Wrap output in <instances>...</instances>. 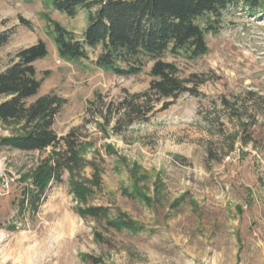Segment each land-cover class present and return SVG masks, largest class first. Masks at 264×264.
I'll return each mask as SVG.
<instances>
[{"label":"rangeland","instance_id":"1","mask_svg":"<svg viewBox=\"0 0 264 264\" xmlns=\"http://www.w3.org/2000/svg\"><path fill=\"white\" fill-rule=\"evenodd\" d=\"M246 11H222L202 58L166 55L194 95L157 103L128 126L135 115L124 106L147 90L150 63L119 77L95 67L99 49L63 62L46 18L80 40L87 11L0 0V33L12 34L0 71L43 41L48 55L34 63L42 83L28 102L56 96L52 129L73 132L76 146L70 169L58 150L0 146V174L13 179L5 190L0 180V264H264V15ZM20 134L21 124L0 122V138Z\"/></svg>","mask_w":264,"mask_h":264},{"label":"trees","instance_id":"2","mask_svg":"<svg viewBox=\"0 0 264 264\" xmlns=\"http://www.w3.org/2000/svg\"><path fill=\"white\" fill-rule=\"evenodd\" d=\"M50 5L69 17L78 9L88 12L80 40L46 18L47 36L63 62L79 63L88 59L89 51L99 49L94 65L105 73L133 77L151 64L147 90L135 95L137 103L129 101L124 106V116L135 115L128 126L144 119L157 103L168 106L180 95H194L179 76L176 64L164 60L166 55L189 62L206 55V35L219 33L222 11L231 5L264 15V0H50ZM11 35L8 31L0 33V48ZM47 55L46 44L39 40L19 50L0 71V122L21 124V134L0 138V146L23 152L58 150L63 163L60 168L70 169L76 162L73 132L60 138L52 129L61 101L46 95L28 102L37 96L42 83L34 63ZM86 214L105 215L96 208L87 209Z\"/></svg>","mask_w":264,"mask_h":264},{"label":"built area","instance_id":"3","mask_svg":"<svg viewBox=\"0 0 264 264\" xmlns=\"http://www.w3.org/2000/svg\"><path fill=\"white\" fill-rule=\"evenodd\" d=\"M239 155V150H235L233 153H232V156H238ZM0 180H1V183H3L2 185V189L5 190L9 187L10 183L13 182V179H9L7 177H4L3 174H0Z\"/></svg>","mask_w":264,"mask_h":264}]
</instances>
